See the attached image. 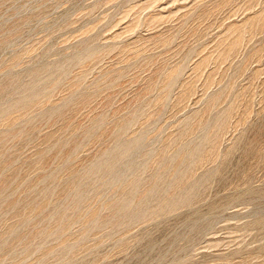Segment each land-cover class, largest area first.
<instances>
[{
    "label": "rangeland",
    "instance_id": "obj_1",
    "mask_svg": "<svg viewBox=\"0 0 264 264\" xmlns=\"http://www.w3.org/2000/svg\"><path fill=\"white\" fill-rule=\"evenodd\" d=\"M0 264H264V0H0Z\"/></svg>",
    "mask_w": 264,
    "mask_h": 264
}]
</instances>
